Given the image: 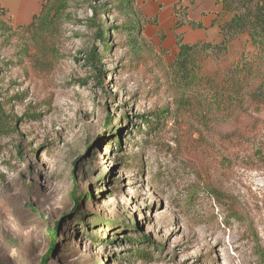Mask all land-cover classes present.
<instances>
[{
  "label": "rangeland",
  "instance_id": "374dc122",
  "mask_svg": "<svg viewBox=\"0 0 264 264\" xmlns=\"http://www.w3.org/2000/svg\"><path fill=\"white\" fill-rule=\"evenodd\" d=\"M154 1L67 0L47 57L0 42V264H42L53 229L45 264H264V55L241 34L180 83Z\"/></svg>",
  "mask_w": 264,
  "mask_h": 264
},
{
  "label": "trees",
  "instance_id": "16d2710c",
  "mask_svg": "<svg viewBox=\"0 0 264 264\" xmlns=\"http://www.w3.org/2000/svg\"><path fill=\"white\" fill-rule=\"evenodd\" d=\"M94 1V0H92ZM133 1V0H131ZM190 4L193 0H189ZM128 2L126 1L127 6ZM216 4L221 6L222 13L229 14L231 17L218 25L221 35V41L217 44L212 43H196L192 45L184 44L180 38H177L178 51L174 57L172 72L176 80L180 83H190L194 74L193 67L199 54L214 52L221 55L226 52L228 45L241 34H247L251 44L256 47L259 53L264 55V0H216ZM67 8V0H43L40 11L35 14L31 21L24 26L13 28L8 26L3 18L6 15V10L0 6V42L8 44L13 40H18L22 43L19 57L31 59L36 54L47 57L51 55V45L55 38L60 22ZM100 7H93L94 14L98 13ZM186 8L182 7L181 0L174 6V13L177 20L174 29H178L184 24H188L193 28L200 27V24H195L186 19ZM92 22V21H91ZM96 29V38L107 49L108 36L103 32L100 26L92 23ZM86 61L96 72L98 81L102 79L103 72L98 66L99 55L96 53L95 47L91 46L86 52ZM261 88H258L253 93L254 103L256 105L264 104V79L262 80ZM241 83V82H240ZM0 106V135L9 129L8 123L1 111ZM160 119V117H157ZM117 144L120 142L119 135L115 137ZM75 187L72 199L75 204H78L83 198L88 199L89 194L84 196H76ZM57 229L50 232L52 241L51 248L47 256L43 259L42 264L51 256L54 243L56 241ZM133 243L134 239H126ZM145 241L144 237H139L137 242L141 244Z\"/></svg>",
  "mask_w": 264,
  "mask_h": 264
},
{
  "label": "crops",
  "instance_id": "0c3cea01",
  "mask_svg": "<svg viewBox=\"0 0 264 264\" xmlns=\"http://www.w3.org/2000/svg\"><path fill=\"white\" fill-rule=\"evenodd\" d=\"M179 0H155L151 6H148L146 13L155 14L158 20L167 21L172 24L174 19V6ZM156 4V5H155ZM9 9L11 15L16 16L19 24H28L32 17L40 11L39 0H0V6ZM182 7L186 8V19L200 27L193 28L184 24L175 29V34L184 37V44L192 45L196 43L217 44L221 41V35L218 25L223 23L221 18L223 13L221 6L216 4V0H181Z\"/></svg>",
  "mask_w": 264,
  "mask_h": 264
}]
</instances>
